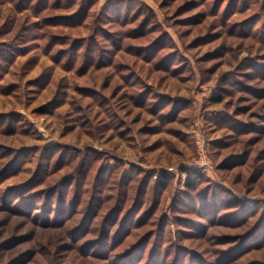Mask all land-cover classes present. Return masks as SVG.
Wrapping results in <instances>:
<instances>
[{
    "label": "rangeland",
    "instance_id": "rangeland-1",
    "mask_svg": "<svg viewBox=\"0 0 264 264\" xmlns=\"http://www.w3.org/2000/svg\"><path fill=\"white\" fill-rule=\"evenodd\" d=\"M0 264H264V0H0Z\"/></svg>",
    "mask_w": 264,
    "mask_h": 264
},
{
    "label": "trees",
    "instance_id": "trees-1",
    "mask_svg": "<svg viewBox=\"0 0 264 264\" xmlns=\"http://www.w3.org/2000/svg\"><path fill=\"white\" fill-rule=\"evenodd\" d=\"M189 178H191V175L189 176ZM187 183L189 184V185H192V183H191V181H187Z\"/></svg>",
    "mask_w": 264,
    "mask_h": 264
},
{
    "label": "built area",
    "instance_id": "built-area-1",
    "mask_svg": "<svg viewBox=\"0 0 264 264\" xmlns=\"http://www.w3.org/2000/svg\"><path fill=\"white\" fill-rule=\"evenodd\" d=\"M200 144L202 145V146H201V149L203 150V149H204V147H203V143L201 142Z\"/></svg>",
    "mask_w": 264,
    "mask_h": 264
}]
</instances>
